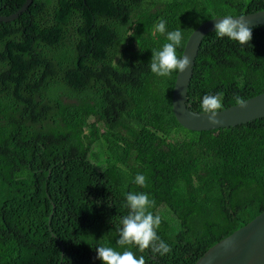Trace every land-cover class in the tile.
<instances>
[{"label": "trees", "instance_id": "1", "mask_svg": "<svg viewBox=\"0 0 264 264\" xmlns=\"http://www.w3.org/2000/svg\"><path fill=\"white\" fill-rule=\"evenodd\" d=\"M24 1L0 0V14ZM259 9L264 0H32L0 20V264H103L97 246L123 251L129 192L155 200L172 248L132 246L146 264H194L264 210V116L188 129L171 106L177 72L149 65L167 42L161 20L183 32L181 55L202 21ZM252 31L245 45L203 36L189 108L201 111L205 94L227 107L264 91V23Z\"/></svg>", "mask_w": 264, "mask_h": 264}, {"label": "clouds", "instance_id": "2", "mask_svg": "<svg viewBox=\"0 0 264 264\" xmlns=\"http://www.w3.org/2000/svg\"><path fill=\"white\" fill-rule=\"evenodd\" d=\"M155 30L161 34L166 33L167 42L161 48L152 49L149 63L151 72L166 78H170L174 72H186L191 59L186 54L182 56L177 54V49L182 46L184 40L183 32L179 28L168 31L164 20L155 25ZM215 34L220 38L227 37L245 45L251 43L253 31L251 24L244 16L237 18L233 15H226L222 19H216ZM235 102L241 107H246L247 104L239 96L235 97ZM223 107V96L220 93L205 94L202 98L201 111L207 115L211 124L221 123L218 115ZM134 182L141 187H147L146 177L143 174H137ZM155 204V200L145 192L127 194L128 214L121 218L120 227L116 229L118 237L116 244L123 251L111 246H97V258L102 260L103 264H146L145 256H137L134 251L130 250L132 246L138 248L141 253L150 250L153 255L161 257L172 252L171 246L158 235L163 217L159 212L152 211Z\"/></svg>", "mask_w": 264, "mask_h": 264}, {"label": "water", "instance_id": "3", "mask_svg": "<svg viewBox=\"0 0 264 264\" xmlns=\"http://www.w3.org/2000/svg\"><path fill=\"white\" fill-rule=\"evenodd\" d=\"M32 0H25L14 12L0 14L1 21L16 18L26 10ZM226 15H216L198 24L188 35L182 55L191 59L189 68L184 73H176L172 94L171 106L177 121L184 127L194 130L229 127L255 118L264 116V91L254 94L244 100L246 107L232 104L224 107L218 119L219 124H211L206 114L189 108L187 105V90L193 74V66L203 36L215 29L216 19ZM237 18L244 16L253 25L264 23V9L233 15ZM194 264H264V210L254 216L244 225L209 246L194 262Z\"/></svg>", "mask_w": 264, "mask_h": 264}]
</instances>
